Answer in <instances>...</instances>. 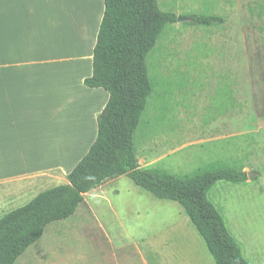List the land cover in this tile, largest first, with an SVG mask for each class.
I'll use <instances>...</instances> for the list:
<instances>
[{
    "label": "rangeland",
    "instance_id": "374dc122",
    "mask_svg": "<svg viewBox=\"0 0 264 264\" xmlns=\"http://www.w3.org/2000/svg\"><path fill=\"white\" fill-rule=\"evenodd\" d=\"M157 3L180 21L166 26L146 59L152 93L134 137L138 164L180 176L212 162L241 168L249 175L245 183L219 181L207 198L243 256L264 264V0ZM193 15L221 21L195 24ZM118 184L114 211L105 195L107 212H98L108 238L100 229L61 236L47 255L32 253L36 260L23 264H71L89 259L95 245L91 262L105 264L108 240L114 248L138 245L147 264H214L177 203L153 198L128 178Z\"/></svg>",
    "mask_w": 264,
    "mask_h": 264
},
{
    "label": "crops",
    "instance_id": "0c3cea01",
    "mask_svg": "<svg viewBox=\"0 0 264 264\" xmlns=\"http://www.w3.org/2000/svg\"><path fill=\"white\" fill-rule=\"evenodd\" d=\"M103 12V0H0V217L65 183L94 143L109 95L84 80L92 75ZM53 178L60 182L48 187ZM122 178L84 195L72 216L48 224L14 264L36 260L32 253L44 257L61 236L104 232L98 212H107L106 204L114 211L111 199L119 195ZM108 244L105 264H147L138 245ZM88 251L89 259L70 263L97 264L91 262L96 245Z\"/></svg>",
    "mask_w": 264,
    "mask_h": 264
},
{
    "label": "trees",
    "instance_id": "16d2710c",
    "mask_svg": "<svg viewBox=\"0 0 264 264\" xmlns=\"http://www.w3.org/2000/svg\"><path fill=\"white\" fill-rule=\"evenodd\" d=\"M103 2L92 75L84 80L85 86L102 88L109 95L97 117L96 139L66 176V183L42 191L27 204L0 217V264H14L39 240L48 224L72 216L84 195L120 176L155 199L177 203L203 240L214 264H251L207 198L219 181L245 183L246 172L212 162L180 176L161 167L141 168L136 158L134 137L152 93L146 59L166 26L176 23V15L160 10L157 0ZM259 7L264 12V5ZM190 20L206 26L221 21L216 16L199 15Z\"/></svg>",
    "mask_w": 264,
    "mask_h": 264
},
{
    "label": "water",
    "instance_id": "95a60500",
    "mask_svg": "<svg viewBox=\"0 0 264 264\" xmlns=\"http://www.w3.org/2000/svg\"><path fill=\"white\" fill-rule=\"evenodd\" d=\"M177 21H180V19L178 18ZM248 177H249V175H248Z\"/></svg>",
    "mask_w": 264,
    "mask_h": 264
}]
</instances>
